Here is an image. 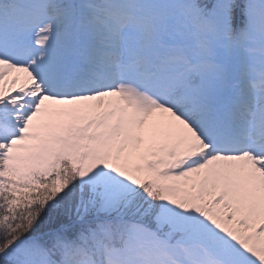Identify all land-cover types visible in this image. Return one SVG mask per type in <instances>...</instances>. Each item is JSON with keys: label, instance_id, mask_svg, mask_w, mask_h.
Here are the masks:
<instances>
[{"label": "snow or ice", "instance_id": "1", "mask_svg": "<svg viewBox=\"0 0 264 264\" xmlns=\"http://www.w3.org/2000/svg\"><path fill=\"white\" fill-rule=\"evenodd\" d=\"M0 264H264V0H0Z\"/></svg>", "mask_w": 264, "mask_h": 264}]
</instances>
